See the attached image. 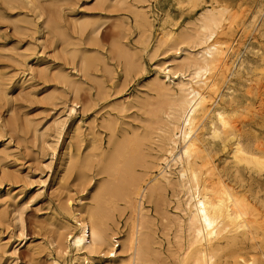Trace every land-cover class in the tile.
Wrapping results in <instances>:
<instances>
[{
  "label": "rangeland",
  "instance_id": "obj_1",
  "mask_svg": "<svg viewBox=\"0 0 264 264\" xmlns=\"http://www.w3.org/2000/svg\"><path fill=\"white\" fill-rule=\"evenodd\" d=\"M24 1L26 2V0ZM36 1L43 12L42 14L44 15L45 13L44 16H41L40 20L43 17L45 19L41 21L38 19V14L36 15L37 10L33 5L31 7L22 1L11 3L13 0H0V240L2 239L3 242L0 241L3 245L0 248V250L2 249L0 252V264H51L53 258L59 260L60 264H74L75 258L79 257L81 253H78L73 245H70L69 249L66 247V244V246L63 245L64 240H62L63 238L60 234L71 229L77 232L76 221L73 215H75L77 210L81 211L88 202L89 204L92 202L89 198L91 197V190L94 188V185L108 178L105 174L98 175L96 173L97 162L94 156L101 149L108 152L112 148L113 143L110 142L112 130H109L110 128L106 124L109 122L113 124V132L116 134L114 137H117L116 139L118 140L122 139L124 135L133 134L132 132L143 131L142 128L144 129V126H146L143 123H147L144 120H147L149 117L148 108L145 107V103L146 105L157 104L156 91L154 92V87L151 83L152 78L159 71V66L164 62L170 61L172 56L176 54V49L170 46L169 48L172 49H169L167 43H163L164 45L159 44V37L164 31L171 30L177 33L182 28L193 27L194 21L198 22L199 14L206 8L212 7L215 3V5L219 3L228 7V12L225 14L227 19L223 21V27H226L227 34L219 36L221 41L225 40L227 44L229 41V44L234 45L231 62L237 66L233 64L230 79L225 83L222 82L223 85L220 84L222 85L220 89L223 93V99L221 98L220 103L229 111L232 107L237 108L239 115L237 114L238 116L236 115L235 119L238 117L239 120L241 119L244 122V124L243 122L240 124L243 127L242 129L248 134L246 137H252L255 134L264 139V108L262 110L263 114H258L259 116L255 111L257 107L259 113L261 112L260 108L264 107V103L260 102L264 101V99H260L264 98V95L262 92H259L261 90L254 88L256 86L255 81L259 82L260 78L264 75V60L262 59L264 58V0H126L125 5L117 3L118 0H113V2H108L110 6L105 3L106 7L105 5H99L96 0H65V2L64 0ZM114 1L116 2L114 3ZM114 4L119 5L113 7ZM100 6H103V8ZM141 6L147 9L146 12L149 20H151L152 27H143L144 22L142 18L140 19L137 16L136 9L137 7L141 8ZM68 7H72V10ZM50 14L58 16V20L60 21L61 19V22L63 21L62 24L59 22L60 31L67 42L70 40V46L69 43H67L68 45L65 43L62 45L58 33L53 29L46 28V30L44 28L40 29L41 31L39 30L40 25L43 24ZM229 16L231 17L229 18ZM85 18L88 21L90 20V22L94 19L93 21L97 23L93 25L88 22L84 26L86 30L84 27V29H81L78 20L82 21ZM140 23H142V26L140 25L139 27ZM228 25H231V27H228ZM141 27L149 29V31L146 30V33L145 30L140 29ZM18 28H22L23 30ZM93 28H97V33L91 32ZM246 29H251V31H247ZM51 31L52 34L49 33ZM142 31L144 32L142 33ZM147 35H150L149 39L146 38ZM68 37L70 38L68 39ZM52 38L54 43L51 41ZM93 39H95V42ZM76 43L79 44L78 49L80 52L83 53L84 51L86 58L94 62L95 66L87 68L86 72L78 70L80 68L79 62L85 56L81 53L84 56L81 57L78 49L74 51V48H77ZM123 43L125 46H128L125 47ZM157 44L159 45L157 46ZM119 46L120 48L118 49ZM159 46L160 49H158ZM153 47L155 48L151 51ZM127 48L129 49V56L123 52ZM235 49H238L237 51L239 52ZM155 52L156 55H154ZM69 53L70 55L71 53L74 55L70 56ZM25 55L26 57H24ZM97 58H101V61H98ZM132 58H134L133 61ZM239 58L242 62L241 60L239 61ZM127 61L132 62L127 66ZM134 61L136 62L134 63ZM30 65L35 67V69ZM77 65L78 68L76 67ZM108 65L109 67H107ZM58 68L64 69L74 81H79V86L76 81L75 87L71 86V89L69 88L70 85L65 84L57 78L54 74ZM39 71L42 72L41 74L46 79ZM49 71L54 74H51V76L48 73L47 75L46 73ZM86 73L87 75H85ZM260 74L262 75L260 76ZM49 76L53 78L51 79ZM160 77L164 79L163 72H160ZM1 78H3L2 81ZM250 86L254 88H252V92ZM1 88L3 89L1 90ZM55 88L56 92L53 90ZM255 89H258V92ZM57 91L62 92V95L61 93L58 94ZM247 91L249 92L247 93ZM50 93H53V98L49 96ZM259 93L260 95H258ZM47 94L48 96L46 97L45 95ZM56 95L62 98L57 99L56 97L55 99ZM143 98H146V101ZM231 98L234 102L232 105H229L226 101H229ZM124 106L126 110L122 108ZM248 106L253 108L250 107V109ZM72 107H74L73 111H71ZM247 110L250 111V114ZM242 112L244 116L247 114L248 118H250L248 119L247 115L245 116L246 118L242 117L243 115L240 116ZM134 114L137 117L135 121L136 117H133ZM108 115L110 116L109 118ZM57 117H60L61 121H63L59 126L60 128L54 125V119ZM140 120L142 121L140 122ZM103 122L106 124H102ZM91 127L93 129L89 130ZM129 127H133V130ZM78 128L80 129L78 130ZM250 128H252L251 132ZM208 130L209 127L207 126L206 131ZM38 131L40 134L42 133L41 136L38 134ZM97 135L98 137H96ZM206 136L209 138V135ZM91 142L92 144L95 142L99 148L101 146L100 150L95 149L96 151H92L94 145L92 146ZM149 145L150 147H148ZM104 146L105 148L103 149ZM215 147L218 152L217 159L223 161L228 152L222 151L219 143H216ZM66 148H70V152L74 156H77V154L84 155L83 151L86 152L85 157L89 156L90 166H92L91 171H88L89 176L91 174L90 179H92L90 182L81 180H79L81 183L78 182V171L76 169H68L67 166H62L65 165L66 151H68ZM150 148L154 149L150 150ZM144 149L147 154L156 155L158 147L156 143L148 142L144 146ZM88 153L91 155V158ZM138 169L141 170L140 167ZM243 176L245 177V184L247 185L245 189L247 190H243V188L242 190L246 191L248 195L256 197V199L259 197L258 200L264 204V170L260 173H250L247 170H243ZM257 191L258 195H256ZM167 194L169 200L174 201L168 200L164 208H167L171 213H177L175 197H173L172 191H168ZM146 203V209H149V212L153 216L157 215L153 204ZM169 205L171 206L169 207ZM17 207H21L20 210L22 211L19 208L17 209ZM15 209L22 213L23 227L13 219L17 213ZM128 215L129 211L126 210L123 218L119 219V230L116 229V225L112 224L113 229L117 232L124 231L126 229L124 222ZM155 217L157 218L155 220L156 227L162 229L161 216ZM159 235L162 240V248L166 251L168 244L167 237L161 234V230ZM56 240H59L58 242L64 246L61 250H64V252L66 250V253L61 251V253H58L59 256H57L60 247L59 245L57 248L55 247L58 244ZM62 245L61 247H63ZM118 249L121 250V247L119 246ZM262 252L264 253V243L257 249V255L264 260ZM124 256L126 257L125 253H120V256L117 257V262L119 263L120 259L124 258ZM96 260L99 264L106 263L104 261L105 258L102 259V257H97ZM80 264L85 263L81 261Z\"/></svg>",
  "mask_w": 264,
  "mask_h": 264
},
{
  "label": "bare ground",
  "instance_id": "obj_2",
  "mask_svg": "<svg viewBox=\"0 0 264 264\" xmlns=\"http://www.w3.org/2000/svg\"><path fill=\"white\" fill-rule=\"evenodd\" d=\"M14 1L25 2L24 0H13L11 3H14ZM96 1L99 5L103 6L105 3L108 4V2H113V0ZM36 2V0L35 2L34 0H26L25 3L30 6H34L37 10V13H35L36 15L38 14L37 17H39L38 19L40 20L43 12ZM115 2L116 1H114V3ZM125 2L126 0H118L117 3L125 5ZM215 4L212 7L206 8L199 14L200 16L197 19L198 22L196 23V21H194L195 24L193 27L182 28V30L177 33L171 30L164 31L159 37V44L162 45L163 43H167L168 48L170 46L176 49V54L172 56L170 61L162 63V65L159 66V71H157L155 76L152 78L151 83L154 87V92L156 91L157 104L146 105L145 103V107L148 108L149 117L147 120H144L147 123H143L146 125L144 126V129L142 128L143 131L132 132L133 134L124 135L122 139L118 140L116 139L117 137H114L116 134L113 132V124L110 122L107 124L103 122L102 124H106L110 128L109 130H112V132L110 131L112 135L109 133L111 135L110 142L113 143L112 148L110 150L108 149L109 151L107 152L102 149L100 150L101 146L99 148L95 142L93 144L91 142V145H94L92 151L95 149L100 150L98 154H94L97 159H95L97 162V164L95 163L97 165L96 173H98V175L105 174L108 178H106L105 181L102 182L101 180L97 183V185H94V188L91 190V197L88 196L90 197L89 200L92 202H90V204L88 202V204H86L81 211L77 210L75 215H73L76 221L75 226L77 232H74L71 229L66 232H61L60 234L63 238L62 240H64L63 245L66 244L67 246H65L67 248L70 247V245H73L76 251L81 253V255L79 254V257L75 258L74 264H80L81 261L85 264H99L96 260L97 257H102V259L105 258L104 261L106 263L103 262L104 264H264V260L257 255V249L264 243V204L258 200V196V199H256V197H252L248 195L246 191H243L247 188V185L245 184V177L243 176V170H247L250 173H260L264 170V139L255 134L252 135V137H246L248 134L244 131V129H242L243 127L240 124L243 121H241V119L239 120L238 117V120L235 119L236 115H239L237 108L232 107L229 111L225 106H223V104L220 103L223 96L220 89L223 85L222 82H227L232 75L234 63L231 62V59L232 53H234V45L229 44V41V45L225 40L221 41L219 36L221 34H227L226 27H223V21L227 19L225 14L228 12V7L220 5L219 3H217L218 5ZM118 5L114 4L113 7ZM103 6L100 7L103 8ZM70 9L72 10V7ZM70 9L69 11H71ZM146 10L147 9L142 6L141 8L137 7L136 9L137 16L140 19L142 18L144 22L143 27L145 28L152 27L150 22L151 20H149ZM50 15H48L49 17L44 20L42 25H40L41 27L38 25L40 27H38L39 30L44 28H48L50 30L53 29L58 33L61 41L60 43L62 45L64 43L68 45L67 43H69L70 46V40L67 42L63 33L60 31L59 22L62 24L63 21L61 22V19L59 21L57 18L58 16ZM230 17L231 16H229V18ZM87 18L82 21L78 20L81 29H84L85 24L90 22ZM43 19L45 18L43 17ZM93 20L94 19H92L90 23L95 25L97 22ZM141 24L142 23L139 24V27ZM228 27H231V25H228ZM140 29L149 31V29H144L142 27ZM246 30L251 31V29ZM91 32L97 33V28H93ZM143 32L144 31H142V33ZM49 33L52 34V31ZM69 38L70 37H68V39ZM146 38L149 39L150 35H147ZM56 40L58 39L56 38ZM94 40L95 39H93V41ZM51 41H53V38ZM76 44L77 48H74V51L78 49L79 44ZM159 44H157V46ZM127 46L128 45L125 47ZM160 46L158 49H160ZM119 48L120 46L118 49ZM128 48L123 51L126 55H128ZM154 48L155 47H153L151 51H153ZM74 51L72 50L73 53ZM156 52L154 55H156ZM81 53L82 52H80V54ZM82 54L85 56L84 51ZM82 54L80 55L81 57L83 56ZM71 55L73 56L74 54L71 53ZM24 57H26V55ZM262 59L264 60V58ZM97 60L101 61V58H97ZM133 60L134 58H132V61ZM240 60L241 59L239 58V61ZM71 61L73 62V60ZM131 62L127 61V66L130 65ZM135 62L136 61H134V63ZM109 65L107 67H109ZM93 66H95L94 62L85 56L80 60V68L78 70L86 72V70H88L87 68H93ZM76 67L78 68V65ZM33 68L35 69V67ZM62 68H58L57 71L54 70L56 73L53 74L65 84L70 85L69 88H71V86L75 87L77 80L74 81L72 77ZM138 68L140 69V67ZM78 70L77 72H79ZM39 72L40 74L42 73L41 71ZM160 72H163L164 79L163 77H160ZM48 73H50V75L52 74L50 71L46 74L48 75ZM85 75H87V73ZM261 75L262 74H260V76ZM42 76L44 77V75ZM2 80L3 78H1V81ZM77 82L79 86V81ZM148 83L147 85H149ZM255 84L256 86L253 85L254 88L261 90L259 92H262L264 95V75L260 78L259 82L255 81ZM56 88L53 89L55 92ZM252 88L253 87H251V92L253 91ZM2 89L3 88H1V90ZM248 92L249 91H247V93ZM57 93H61L62 95V92L57 91ZM215 93H217V95H215ZM57 95L54 97L55 99L56 97L57 99L62 98ZM258 95H260V93ZM45 96L47 97L48 94ZM49 96L52 97L53 93H50ZM100 96L102 95L100 94ZM143 99L146 101V98ZM260 99L264 98L262 97ZM227 102L229 105H232L234 100L231 98L229 101H226V103ZM260 102L264 103V101ZM114 105L113 107H115ZM250 107L248 106V108ZM122 108L126 110L125 106ZM263 108L264 107H261V112L258 113L257 110L259 109L256 107V114H263ZM73 110L74 107L71 108V111ZM138 111H140V109H138ZM248 112L250 114V111ZM135 114L133 115L134 118L136 117ZM109 115L108 118L110 117ZM242 115L243 112L240 116ZM245 116L243 115L242 117L248 118V115L246 117ZM136 119L137 117L134 121ZM141 121L142 120H140V122ZM62 123L63 121H61L60 117L54 119L55 127L60 128L59 126ZM125 125L128 126L127 124ZM207 126L209 127L208 131H206ZM80 128H78V130ZM129 128H132L133 130V127ZM92 129L93 128L91 127L89 130ZM249 130L251 132L252 128ZM126 133L128 134V132ZM38 134H40V132ZM206 135H209L210 139ZM36 136L38 135L36 134ZM96 137H98V135ZM95 141L97 142V140ZM148 142L157 144L158 150L157 154L155 153L156 155L147 154L145 152L146 148L144 149V146ZM216 143L220 144L222 151L228 152V155L225 159L223 158V161L218 160L216 157L218 153L215 147ZM78 146L80 145L78 144ZM148 147H150V145ZM104 148L105 146L103 149ZM66 149L68 151H66L67 156L65 159V165L62 166H67L68 169H76L79 177L77 178L78 182H80L79 180L90 182L92 179H90L91 174L89 176L88 171H91L90 169H92V166H90L89 156H86L87 158L85 157V151H83L84 155L82 156L77 153V156H74V154H71L70 148ZM152 149L150 148V150ZM138 167H140L141 170H139ZM154 171H156V173H154ZM251 178H253V176H251ZM80 183H78V185H80ZM88 185L87 187H89ZM170 190L172 191L173 197H175L176 210L178 211L177 213H171L167 210V208H164L169 200L167 192ZM256 195H258V191ZM169 201L172 200L170 199ZM146 202L153 204L155 212L157 213V215L154 214L155 216H161L163 223L162 229H158L156 227L155 220L157 218L149 212V209H146ZM170 206L171 205H169V207ZM18 208L20 210L21 207H17V209ZM19 210L17 211L15 209L17 213L13 219H15L17 221L16 223H20L19 225L23 227L24 223L22 213L20 212L22 210ZM126 210L129 211L126 221H123L126 229L124 228V231L117 232L113 229L112 224L116 225V229H118L120 224L119 219L123 218ZM160 230L161 234L167 237L168 244L166 251L162 248V240L159 235ZM57 233L59 234V232ZM170 234L172 235L171 237ZM0 241L2 242V239ZM58 241L57 245H55L56 243L54 244L56 248L58 245L60 247V250L57 252V256H59V252H64V250H61L64 246ZM1 242L0 248L3 246V242ZM118 242L119 244H117ZM61 245L63 247H61ZM119 246L121 247V250H119L120 248L118 249ZM64 253H66V250ZM120 253H125L126 257L124 256V258L120 259L118 263L117 257L120 256ZM51 264H60V261L53 258Z\"/></svg>",
  "mask_w": 264,
  "mask_h": 264
}]
</instances>
